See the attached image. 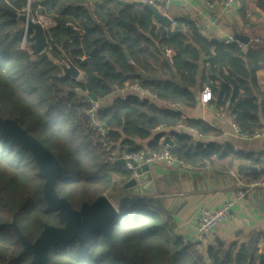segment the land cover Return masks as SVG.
<instances>
[{
  "label": "trees",
  "instance_id": "obj_1",
  "mask_svg": "<svg viewBox=\"0 0 264 264\" xmlns=\"http://www.w3.org/2000/svg\"><path fill=\"white\" fill-rule=\"evenodd\" d=\"M27 6L30 19L41 16L54 23L42 28L46 49L41 54L31 48L32 32L25 33L23 23L10 14H23ZM167 49L174 51L171 59ZM47 52L60 61L64 54L80 77L60 78ZM263 63L264 43H252L244 52L234 41L207 40L186 19L172 29L156 26L148 6L126 0L92 7L83 0H0V117L15 121L54 155L62 168L55 192L74 210L116 192L128 177L108 161L106 143L111 151L131 146L137 151L133 140L147 141V150L156 152L169 133L175 145L170 152L189 164L213 151L209 145L194 146L185 133L167 131L184 124L205 133L204 123L131 94L96 110L107 131L99 137L86 117V84L98 100L114 88L137 84L159 100L189 108L196 104V93L207 88L209 103L227 111L241 132L251 133L264 126V92L256 80ZM43 183L30 152L0 134V264L31 260L22 254L12 221L31 243L45 224L63 225L56 211L47 210ZM257 251L256 245L210 247L204 257L175 233L161 200L139 195L119 212L109 237L100 232L86 241L49 246L47 264H264Z\"/></svg>",
  "mask_w": 264,
  "mask_h": 264
},
{
  "label": "crops",
  "instance_id": "obj_2",
  "mask_svg": "<svg viewBox=\"0 0 264 264\" xmlns=\"http://www.w3.org/2000/svg\"><path fill=\"white\" fill-rule=\"evenodd\" d=\"M83 1L90 7L101 3L95 0ZM215 1L216 4L210 9L205 0H170L169 15L175 21L186 19L194 22L200 29L201 35L207 40L223 41L224 38L242 35L248 39L245 45L234 40L224 42H237L244 52L252 43H264L262 18L264 11L260 7L264 0H233L228 6H224V0ZM152 8L157 11V8ZM256 14H260V18ZM153 23L156 26L174 28L170 26L169 21L165 26L154 16ZM256 80L264 92V63L256 72ZM130 86L126 85L123 89L114 88L107 97L97 100L102 107H108L114 99L123 100L130 94L138 97L137 92L130 89ZM205 91L208 89L196 93L197 101L192 108L182 104L175 108L172 107L171 102L159 99L153 101V105L160 109L179 112L185 119L204 123L209 128L205 133L192 131L186 128V125L181 128L176 126L167 131L185 133L190 136L194 146L209 145L213 151L208 158L196 159L191 164L182 160L180 165L152 162L149 172L154 183V191L147 195L161 200L163 208L172 218L175 233L188 243L195 236V218L200 209L214 210L237 191H245V197L232 207L231 217L218 224L212 236L195 249L205 257L210 247L228 250L235 246L237 250L243 244L256 245L257 253L262 257L264 255V188L251 185L264 177L262 174L264 136L251 140L242 139L235 132L233 118L227 111L209 103L210 100L208 102L201 100V95ZM219 113H223L224 116L221 117ZM160 130L163 129H156L155 133ZM165 136H169L173 141L169 133ZM164 137L161 138L157 151L168 148L162 144ZM133 145L146 154L151 152L147 150V141L133 140ZM127 150L134 151L135 147L131 146ZM114 166L125 171L120 164L114 163ZM113 179L118 180L119 177L114 174ZM127 181L128 177L125 183ZM124 185L116 192H108L107 196L105 195L118 213L139 196L131 194Z\"/></svg>",
  "mask_w": 264,
  "mask_h": 264
},
{
  "label": "water",
  "instance_id": "obj_3",
  "mask_svg": "<svg viewBox=\"0 0 264 264\" xmlns=\"http://www.w3.org/2000/svg\"><path fill=\"white\" fill-rule=\"evenodd\" d=\"M134 4L142 6L139 2ZM260 7L264 11V1L261 2ZM149 8L159 22L165 26L168 25L166 17L160 15L152 7ZM10 14L24 24L25 33L32 32L33 43L31 48L35 53H43L46 47L40 24L33 22L27 13L18 15L15 12H10ZM256 15L260 18V14ZM230 40L244 45L248 42V39L242 35H234L231 38L223 39V41ZM46 55L49 61L60 70V78L68 76L77 80L80 77L81 72L79 69L64 54L61 61L53 58L49 52ZM85 57H88L86 52ZM125 57L129 61L126 53ZM86 91L91 100H97L88 84H86ZM0 134L10 136L17 144L30 152L40 175L44 178L43 199L47 210L56 211L59 221L63 224L61 227L45 224L39 236L31 243L22 235L15 222L12 221L10 226L23 245L22 254L31 255V260L28 264H47L48 247L57 245L60 242L67 243L74 239L86 241L100 232L104 236H110L111 226L119 216V213L105 195L99 196L91 204L83 203L78 210L72 209L68 201L65 198H60L55 192L54 185L62 174V168L54 155L13 120L0 117ZM162 144L168 146V148H175L174 142L169 136L164 137ZM114 163L124 166L122 159ZM150 166L151 163L140 165L137 169V180H128L124 188L134 195H147L154 191V183L149 172Z\"/></svg>",
  "mask_w": 264,
  "mask_h": 264
},
{
  "label": "built area",
  "instance_id": "obj_4",
  "mask_svg": "<svg viewBox=\"0 0 264 264\" xmlns=\"http://www.w3.org/2000/svg\"><path fill=\"white\" fill-rule=\"evenodd\" d=\"M96 2H102L104 0H95ZM128 3L139 2L142 5L148 7H155L160 15L166 17L169 21L170 26H174L176 21L172 19L169 15L170 12V0H126ZM208 8L212 9L216 4L215 0H205ZM233 0H224V6H228ZM29 6V4H28ZM27 6V8H28ZM28 14V12H26ZM262 18L264 19V13L262 14ZM38 24L39 21L32 20ZM54 25V23H52ZM40 26H42L40 24ZM43 27V26H42ZM174 55V51L171 49H167L165 51V56L168 59H171ZM130 89L137 92V96L142 101H147L148 104H153V101L157 100L156 96L151 95L146 89L139 87L134 84L130 86ZM210 94L208 91H205L201 95V100L203 102H208L210 100ZM84 101L90 104V110L86 112V117L89 122L90 129L95 132L99 137L104 138L107 134V131L104 125L97 119L96 110L100 109L102 106L98 100L93 101L88 96L87 92L84 98ZM172 107L178 108L180 105L178 103H171ZM222 117L223 113H219ZM185 125L177 124V128H181ZM192 131H196L195 129L185 126ZM235 132L245 140L257 139L264 136V126L260 130H256L251 133H243L234 125ZM104 151L109 154L108 161L114 163L115 161L122 159L124 161V169L128 174V180L133 179L137 180L138 173L137 169L142 164H148L152 162H164L169 165L174 164H182V161L172 155L169 148H164L161 151L144 153L142 151H128V150H115L111 151V146L109 144H104ZM252 187L264 188V177L254 182ZM245 197V191H237L234 193L227 201H225L222 205L214 210L202 208L198 211L195 218V236L193 240H191V245L199 248V246L206 240H208L212 234L214 229L218 224H221L227 221L231 217L232 207L242 200Z\"/></svg>",
  "mask_w": 264,
  "mask_h": 264
},
{
  "label": "rangeland",
  "instance_id": "obj_5",
  "mask_svg": "<svg viewBox=\"0 0 264 264\" xmlns=\"http://www.w3.org/2000/svg\"><path fill=\"white\" fill-rule=\"evenodd\" d=\"M24 10L25 11L23 13L28 12V8L27 7ZM28 15H29V13H28ZM36 21H39V23L43 26L42 28H47V27L53 26L51 20L45 19L44 17H41V16H38L36 18ZM22 26H24V24H22Z\"/></svg>",
  "mask_w": 264,
  "mask_h": 264
}]
</instances>
